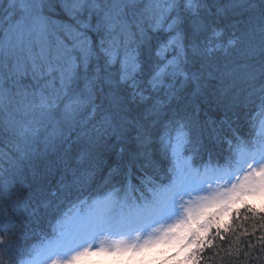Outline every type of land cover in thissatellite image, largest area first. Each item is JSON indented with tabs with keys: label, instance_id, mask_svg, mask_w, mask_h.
<instances>
[{
	"label": "trees",
	"instance_id": "1",
	"mask_svg": "<svg viewBox=\"0 0 264 264\" xmlns=\"http://www.w3.org/2000/svg\"><path fill=\"white\" fill-rule=\"evenodd\" d=\"M115 1L120 0H47L44 15L59 24L57 36L65 43L71 36L91 37L95 46L105 24L100 8L109 9ZM125 4L119 11L115 8L114 16L142 26L153 47L176 31L182 34L186 68L198 79L189 80L178 92L166 118L185 122L184 154L192 167L223 165L241 140L251 138L264 114V0H136ZM169 26L172 32L167 31ZM216 45L219 48L208 54L207 49ZM74 54L68 61L26 68L21 75L12 72V63H0V95L7 101L0 106V264H18L33 246L54 236L51 216L40 224L25 226L23 221L34 209L44 213L47 200L55 201L49 194L58 189L71 167L95 166L97 183L114 165L121 169V180L131 172L132 185L121 193L128 205L147 200L150 192L176 178L169 147L162 148L155 139L147 148L138 145L135 121L141 119V109L127 105L125 111L126 101L113 108L107 89L97 94L100 108L92 119L88 118L90 109L71 114L64 108L66 101L76 107L77 93L85 82L81 61L74 86L64 94L69 74L80 60V54ZM91 74L89 69L87 75ZM44 98L58 101L60 107L46 111L41 107ZM21 99H30L24 110L26 121L18 117ZM106 113L112 114L115 130L101 123ZM143 123L147 128V122ZM121 146L123 154L118 151ZM82 153L85 159L79 165ZM161 174L162 183L153 182L150 189L148 181L139 179ZM83 207L78 203L63 210L74 216ZM256 209L264 211V206ZM260 235L258 231L248 238L252 248L245 247L238 258L226 254L229 242L217 241L203 253L202 264H264Z\"/></svg>",
	"mask_w": 264,
	"mask_h": 264
},
{
	"label": "snow or ice",
	"instance_id": "2",
	"mask_svg": "<svg viewBox=\"0 0 264 264\" xmlns=\"http://www.w3.org/2000/svg\"><path fill=\"white\" fill-rule=\"evenodd\" d=\"M167 31L172 32V27ZM86 40V45L78 49L80 60L69 74L64 94L74 86L81 61L85 82L77 93L76 107L72 108V102L66 101V110L75 114L90 109L88 118H94L100 108L97 94L107 89L106 98L113 108H119L126 101L125 111L129 110L127 105L141 109V119L135 121V138L141 148H147L154 139L166 148L174 137L188 135L183 120L166 118L178 92L189 80L198 79L186 68L185 44L179 31L153 47L151 36L142 26H132L119 16L106 15L103 34L98 36L95 46L91 37ZM217 48L219 45L209 47L207 53ZM89 69L91 76L87 75ZM41 107L51 112L60 103L44 98ZM142 121L147 122V128ZM101 123L115 130L111 113H106ZM118 151L123 154L124 148L121 146ZM84 159L82 153L77 163L82 165ZM233 167L237 171L229 173V168L215 181H201L194 189L181 187L168 199L154 200L147 211L134 210L121 195L131 187L133 176L128 172L121 180L119 165L112 166L99 183L95 166L71 167L61 177L58 189L49 194L55 201L47 200L44 213L34 209L23 221L25 226L40 224L51 216L54 238L40 249L25 254L19 264H76L92 252L95 240L106 234H135L138 242L115 248L99 247L95 249L97 254L141 253L157 245H176L179 252L168 257L169 260L191 249L180 264H202L203 253L220 241L229 242L226 254L238 258L245 247L252 248L248 238L256 236L258 231L261 232L259 239L264 241V211H257L248 202L256 198L264 200V155L251 159L240 157ZM162 177L163 174L159 178L144 175L139 179L148 181L150 189L151 183H162ZM78 203L86 207L75 216L63 210Z\"/></svg>",
	"mask_w": 264,
	"mask_h": 264
},
{
	"label": "rangeland",
	"instance_id": "3",
	"mask_svg": "<svg viewBox=\"0 0 264 264\" xmlns=\"http://www.w3.org/2000/svg\"><path fill=\"white\" fill-rule=\"evenodd\" d=\"M125 2V5H130L132 0L115 1L113 6L107 5L109 9L104 10L105 5H103L100 8L101 13L103 11V18L105 19L106 15L114 16L116 9L119 11L124 8ZM46 8L47 0H0V63L2 61L3 64L12 63L10 69L14 74L21 75L24 73V69L39 63L44 64L47 61H68L75 55L74 52L80 54L78 49L87 43V40L80 36L68 37V42L65 43L63 38L57 36L59 24L44 15ZM65 35L71 34L65 33ZM21 101L23 106L22 108L19 106L18 117L21 118V121H26L25 115L27 114L24 110L30 105V99H21ZM6 102L5 97L0 95V106L4 107ZM185 143L183 134L173 138L169 151L174 160L176 183L155 194L152 202L172 197L181 187L194 189L201 181H215L229 168H231L228 170L229 173L237 171L233 165L240 157L251 159L253 156L259 158L264 155V114L257 123L252 137L241 140L232 149L231 156L223 165H212L202 170L193 169L184 156ZM213 186L215 187V183ZM185 196L187 199V192H185ZM152 202L137 205L133 209L147 211ZM248 202L253 203L256 208L264 206V200L260 198L250 199ZM53 238L54 236L51 239ZM46 242L35 245L30 252L33 249H40ZM137 242L135 234L100 236L95 240L92 252L81 257L76 261V264H165V261L167 264H180L191 250H185L171 260L168 257L179 252L176 245H157L154 249L141 253L129 251L97 254L95 251L99 247L115 248L117 245L127 246Z\"/></svg>",
	"mask_w": 264,
	"mask_h": 264
}]
</instances>
